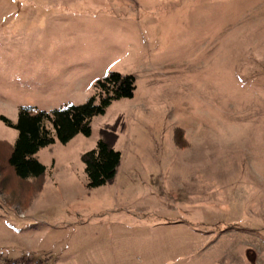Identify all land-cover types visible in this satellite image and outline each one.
I'll return each instance as SVG.
<instances>
[{
  "label": "rangeland",
  "instance_id": "374dc122",
  "mask_svg": "<svg viewBox=\"0 0 264 264\" xmlns=\"http://www.w3.org/2000/svg\"><path fill=\"white\" fill-rule=\"evenodd\" d=\"M110 71L133 97L36 152L39 178L0 144V264H264V0H0V141ZM104 128L120 165L88 188Z\"/></svg>",
  "mask_w": 264,
  "mask_h": 264
},
{
  "label": "trees",
  "instance_id": "16d2710c",
  "mask_svg": "<svg viewBox=\"0 0 264 264\" xmlns=\"http://www.w3.org/2000/svg\"><path fill=\"white\" fill-rule=\"evenodd\" d=\"M135 88L133 75L110 71L95 81L94 94L82 104H67L49 111L21 107L15 123L4 117L5 123L18 131L13 145L0 141L8 149L7 169L18 180L39 178L45 173V167L33 157L36 152L56 141L66 143L78 134L89 136L93 117L103 114L115 100L132 98ZM117 139L115 131L101 129L95 148L81 155L88 188L114 180L121 161V153L115 148Z\"/></svg>",
  "mask_w": 264,
  "mask_h": 264
},
{
  "label": "built area",
  "instance_id": "2783aa9c",
  "mask_svg": "<svg viewBox=\"0 0 264 264\" xmlns=\"http://www.w3.org/2000/svg\"><path fill=\"white\" fill-rule=\"evenodd\" d=\"M1 264H45L42 259H38L35 262L30 261L25 257H19L14 259H5Z\"/></svg>",
  "mask_w": 264,
  "mask_h": 264
}]
</instances>
